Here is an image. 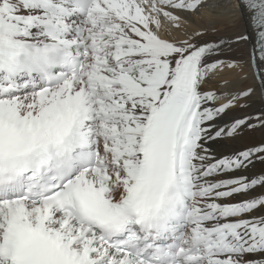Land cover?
Returning <instances> with one entry per match:
<instances>
[{"label":"snow or ice","instance_id":"obj_1","mask_svg":"<svg viewBox=\"0 0 264 264\" xmlns=\"http://www.w3.org/2000/svg\"><path fill=\"white\" fill-rule=\"evenodd\" d=\"M0 264H264V0H0Z\"/></svg>","mask_w":264,"mask_h":264},{"label":"bare ground","instance_id":"obj_2","mask_svg":"<svg viewBox=\"0 0 264 264\" xmlns=\"http://www.w3.org/2000/svg\"><path fill=\"white\" fill-rule=\"evenodd\" d=\"M218 11L219 10H213V9L204 10L203 15L201 17L191 18L192 21L191 26L195 27L202 24L203 26L207 27L210 25H214L217 28L223 29L224 27L227 26L228 20L223 16L216 15V12ZM251 46H252L251 43H249L247 47L251 48Z\"/></svg>","mask_w":264,"mask_h":264}]
</instances>
